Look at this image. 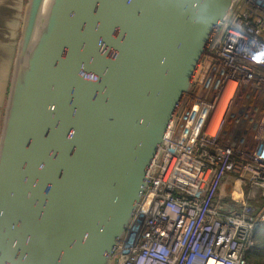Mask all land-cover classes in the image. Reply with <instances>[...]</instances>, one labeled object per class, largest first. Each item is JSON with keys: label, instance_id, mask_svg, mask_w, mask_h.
Returning <instances> with one entry per match:
<instances>
[{"label": "water", "instance_id": "obj_1", "mask_svg": "<svg viewBox=\"0 0 264 264\" xmlns=\"http://www.w3.org/2000/svg\"><path fill=\"white\" fill-rule=\"evenodd\" d=\"M235 1L25 0L0 47V264H110Z\"/></svg>", "mask_w": 264, "mask_h": 264}, {"label": "built area", "instance_id": "obj_2", "mask_svg": "<svg viewBox=\"0 0 264 264\" xmlns=\"http://www.w3.org/2000/svg\"><path fill=\"white\" fill-rule=\"evenodd\" d=\"M190 83L110 264H249L264 231V0L235 1ZM239 94L256 106L250 145L225 129Z\"/></svg>", "mask_w": 264, "mask_h": 264}, {"label": "rangeland", "instance_id": "obj_3", "mask_svg": "<svg viewBox=\"0 0 264 264\" xmlns=\"http://www.w3.org/2000/svg\"><path fill=\"white\" fill-rule=\"evenodd\" d=\"M10 1L11 0H0V14H2V16H0V24L2 23L1 20L4 17L8 18L7 14L10 11ZM24 2L25 0L22 3L24 4ZM22 6L18 9L17 12V24L20 20ZM11 22V20L6 19L3 21V24L8 25V23ZM255 108V103L251 102L250 99H245L244 96H241L239 94L231 108L230 115L226 120L225 129L233 128V130H239L242 137H244V139L249 142V145L253 142V140H251V136L254 134L255 130L257 131V115ZM228 203L230 205L236 204L232 199H229ZM250 249L248 250V252L250 251Z\"/></svg>", "mask_w": 264, "mask_h": 264}, {"label": "crops", "instance_id": "obj_4", "mask_svg": "<svg viewBox=\"0 0 264 264\" xmlns=\"http://www.w3.org/2000/svg\"><path fill=\"white\" fill-rule=\"evenodd\" d=\"M24 0H11L10 1V11L8 12V18L4 17L0 24V47L2 49H7L8 47L11 49L13 41H16L18 35V24H17V12L18 9L23 5ZM2 16V14H0ZM11 20V23L8 25L3 24L4 20ZM0 124L2 119V107L5 100V92L9 77L10 69L6 65V62L0 63Z\"/></svg>", "mask_w": 264, "mask_h": 264}, {"label": "trees", "instance_id": "obj_5", "mask_svg": "<svg viewBox=\"0 0 264 264\" xmlns=\"http://www.w3.org/2000/svg\"><path fill=\"white\" fill-rule=\"evenodd\" d=\"M246 259L249 264H264V231L254 237V244Z\"/></svg>", "mask_w": 264, "mask_h": 264}]
</instances>
